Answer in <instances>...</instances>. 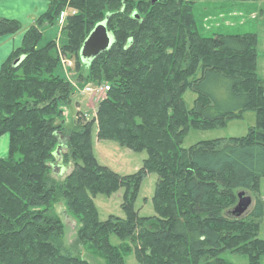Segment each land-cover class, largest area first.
<instances>
[{"label":"trees","instance_id":"obj_1","mask_svg":"<svg viewBox=\"0 0 264 264\" xmlns=\"http://www.w3.org/2000/svg\"><path fill=\"white\" fill-rule=\"evenodd\" d=\"M200 1L260 0H151L141 15L133 0H53L28 28L0 71V137L10 138L9 154L0 157V264H90L63 244L58 204L78 219L77 243L104 264H127L130 253L141 264H233L223 257L226 251L262 264L264 203L257 188L264 177V79L257 72L258 36L203 35L193 17ZM63 11L66 40L43 43V28L57 24ZM101 22L114 41L87 65L80 51ZM22 29L18 20L0 17V38ZM65 56L110 86L97 118L78 112L72 125L64 124L61 104L74 93L58 73ZM188 89L198 95L192 109L183 97ZM247 111L256 113V125L246 135L182 147L191 127H221ZM94 129L99 139L147 150L140 170L123 176L99 164ZM59 146L66 149L62 165H71L66 175L53 168ZM151 173L158 175L157 213L140 216L134 201ZM120 188L127 217L101 221L94 198ZM240 190L255 191L256 198L235 217L228 207ZM112 234L121 239L118 245Z\"/></svg>","mask_w":264,"mask_h":264},{"label":"rangeland","instance_id":"obj_2","mask_svg":"<svg viewBox=\"0 0 264 264\" xmlns=\"http://www.w3.org/2000/svg\"><path fill=\"white\" fill-rule=\"evenodd\" d=\"M133 1L137 7L134 10L138 11L139 15H141L143 8H148L146 2H150L151 0ZM139 3H141V6H138ZM235 6H239V8L236 9ZM139 15L137 13L133 14V16L137 17ZM193 17L195 18L198 30L205 36H214L216 34H243L248 32L256 33L258 36L257 72L258 76L261 79H264V0L256 2L200 1L194 6ZM62 26L63 25L57 23L53 26L44 27L43 43L50 39L65 41L66 36L61 33ZM64 60L65 62L62 60L61 67L58 68V73L69 80L74 87V93L71 100L61 104L64 111V124L72 125L74 119H77L78 112H81L84 115L85 113H90L89 117L86 116L88 118H97V110L105 97V93L93 96L92 94L84 93V90L90 83H105V79L95 76L94 72L89 73L84 69L82 64L77 66L75 60H67L66 56L64 57ZM94 84L92 85L95 86ZM105 85L107 84L105 83L104 86ZM183 97L188 109H192L198 95L192 89H188ZM255 125L256 113L254 111H247L242 118L231 119L227 124L221 127L208 129H196L191 127L184 136L182 147L190 148L200 141L217 138L241 137L246 135L249 128ZM8 139V135L0 138L1 157H6L9 154ZM64 139L66 138L62 137L63 142ZM3 140H6V142ZM92 148L99 164L108 166L110 169L123 176L138 172L145 159L148 157L147 150L132 151L115 140L99 139L96 129H94L92 133ZM65 151V147H61L60 155ZM60 157L61 156L58 158ZM60 164H63L60 160L53 164V168L56 172ZM70 170L71 165H68V167L62 166L61 170L57 172V175H66ZM157 182L158 175L156 173H151L142 180L139 192L134 201V208L140 216H153L157 213L153 200ZM247 192L252 197L251 207H253L256 192ZM257 194L262 197L264 203V177L259 181ZM94 202L101 221L107 220L111 215L120 218L127 217V213L123 208L125 202L124 188H120L111 195L103 193L98 194L94 198ZM237 203L238 199L234 204L228 207V210H233ZM55 212L59 215L64 225L63 244L65 247L74 254L81 253V256L88 260L90 264H104V260L95 256L92 250L85 251L77 243V234L80 224L76 217L67 212L64 204L56 205ZM258 236L259 238L264 239V216L260 223ZM110 241L113 245H118L121 242V239L117 235L112 234L110 236ZM223 257L230 260L233 264H248L247 256H242L232 251H226L223 254ZM126 263L141 264L134 253H130L126 257ZM261 263L264 264V257L262 258Z\"/></svg>","mask_w":264,"mask_h":264},{"label":"crops","instance_id":"obj_3","mask_svg":"<svg viewBox=\"0 0 264 264\" xmlns=\"http://www.w3.org/2000/svg\"><path fill=\"white\" fill-rule=\"evenodd\" d=\"M52 1L53 0H0V17L18 20L23 25V29L18 33L0 38V71L3 63L11 56L12 52L21 47L25 32L29 27L35 24L36 20L41 15L48 11ZM235 8L238 9L239 6H235ZM5 135L0 138L5 137ZM3 141L6 142V140ZM9 141L10 138L8 139V149Z\"/></svg>","mask_w":264,"mask_h":264},{"label":"water","instance_id":"obj_4","mask_svg":"<svg viewBox=\"0 0 264 264\" xmlns=\"http://www.w3.org/2000/svg\"><path fill=\"white\" fill-rule=\"evenodd\" d=\"M158 1L159 0H152V3H156ZM113 41V37L107 29L106 22H101L96 25V27L93 29V31L90 33V35L87 37V39L82 45L80 56L83 62L86 64L91 63L101 53L109 50L113 44ZM23 59L24 56L18 58L15 61V65H19ZM60 148L61 146L58 147L55 154H60ZM59 160H61V157L59 158ZM62 166V164L58 166L57 172L61 170ZM251 204L252 197L247 191L241 190L238 192V203L231 211V214L235 217H241L242 215L248 212L249 208L251 207Z\"/></svg>","mask_w":264,"mask_h":264},{"label":"built area","instance_id":"obj_5","mask_svg":"<svg viewBox=\"0 0 264 264\" xmlns=\"http://www.w3.org/2000/svg\"><path fill=\"white\" fill-rule=\"evenodd\" d=\"M67 15H68L67 11H63L60 13L58 20H57L60 25L64 24V21H65V18L67 17ZM63 62H65L64 59H63ZM109 89H110V86H108V85H105V86L104 85H95V86H93L92 84H88L85 87L84 93H89V94H92L93 96L94 95L98 96L100 94L106 93L107 91H109ZM89 115H90V113H85V116L89 117Z\"/></svg>","mask_w":264,"mask_h":264}]
</instances>
